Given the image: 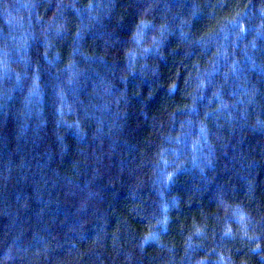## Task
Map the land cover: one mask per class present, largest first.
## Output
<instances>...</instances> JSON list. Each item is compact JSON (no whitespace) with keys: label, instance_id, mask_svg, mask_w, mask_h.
Wrapping results in <instances>:
<instances>
[{"label":"trees","instance_id":"obj_1","mask_svg":"<svg viewBox=\"0 0 264 264\" xmlns=\"http://www.w3.org/2000/svg\"><path fill=\"white\" fill-rule=\"evenodd\" d=\"M0 264H264V0H0Z\"/></svg>","mask_w":264,"mask_h":264}]
</instances>
